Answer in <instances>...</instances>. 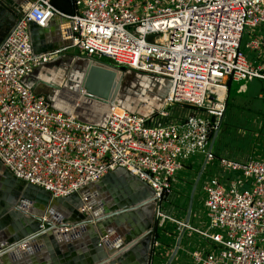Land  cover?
Listing matches in <instances>:
<instances>
[{"label":"built area","instance_id":"2783aa9c","mask_svg":"<svg viewBox=\"0 0 264 264\" xmlns=\"http://www.w3.org/2000/svg\"><path fill=\"white\" fill-rule=\"evenodd\" d=\"M71 3L64 12L51 0H30L0 42V164L51 197L77 193L120 167L146 182L152 189L145 198L152 219L145 264H155L154 256L160 264L176 256L179 262L181 256L189 258L183 264H264V144L263 155L244 160L219 155L227 172L204 178L198 187L205 214L201 227L189 221L195 200L186 218V195L170 198L184 159L196 152L205 161L214 157L207 148L224 110L226 81H264V30L244 42L254 51L252 59L240 50L244 27L264 23V0ZM54 15L69 21L71 61L86 65L107 57L123 65V72H133L142 90L141 80L147 86L167 82L161 103L148 110L122 106L92 119L54 106L55 90L36 91L33 72L66 48L35 51L29 28V21L42 27ZM259 95L264 98V91ZM174 103L187 104L190 111L166 119V107ZM40 220L50 219L42 215ZM64 222L51 221L60 231L69 228ZM184 231L200 241L184 248Z\"/></svg>","mask_w":264,"mask_h":264},{"label":"water","instance_id":"95a60500","mask_svg":"<svg viewBox=\"0 0 264 264\" xmlns=\"http://www.w3.org/2000/svg\"><path fill=\"white\" fill-rule=\"evenodd\" d=\"M30 0H25L21 4H9L7 0H0V27L6 17L9 22L5 29V34L0 39V42L9 32L10 27L18 18L19 14L25 11ZM70 6L72 3L70 0ZM52 18V17H51ZM65 21L67 28L69 27V21L67 18L60 17ZM50 19V18H49ZM6 23V20H5ZM29 28L31 34L32 46L35 42L32 41L33 32L46 30L47 24L43 27L37 26L32 21H29ZM33 31V32H32ZM63 42L57 46H44L40 47L43 51L47 48L63 49L68 46L69 42V30L67 35L63 36ZM54 47V48H53ZM99 64L88 63L89 67H101L109 66L111 68L122 71V69L114 64L98 61ZM120 76V74H119ZM37 82H44L52 86L55 93L58 95V91L54 84H51L41 78L36 77L33 81L32 87ZM158 87L157 93L162 98L167 88V82L163 85L156 84ZM106 88L98 90L95 87L90 86L87 82L83 84L84 93L79 97L77 108H65L54 102V106L63 109L64 111L82 117L92 119L102 118L107 112L101 111V107L111 108V105L115 102L116 93L119 86V77L112 80ZM104 86V87H105ZM60 95L63 98L70 99L72 93H69L68 89H62ZM216 131L210 136L208 143V150L211 149L213 140L215 138ZM205 159H203L196 175L191 184L188 196H187V213L190 210L194 189L199 178V175L204 166ZM121 179V180H120ZM126 180L127 182H123ZM108 182V184H106ZM117 185V188H109L111 184ZM23 192L25 194H37L40 193L38 187L24 183ZM35 190V191H34ZM131 190L136 192V195L132 196ZM152 189L144 181L137 179L134 175L128 173L124 168L120 167L114 170H110L103 174L97 181L90 182L86 186L78 190L77 193L71 194L66 197H54L56 200H67L73 203L74 207L83 206L82 210L73 217L72 220H66L64 223L69 228L63 231H57L50 220H40L39 215L29 214L21 220V223H28L26 227L21 231V227L16 226L15 231L10 233V236L4 233L0 234V264H16L18 259L21 260V256L25 257L34 253V251L43 247L41 243H37V240L43 238L44 245L47 250L50 251L51 247L57 248L60 246L66 249L69 254L77 255L79 260L67 261V258L63 260L54 259L53 263L49 264H136V258L143 255V252L148 243V237L146 235V222L142 225L132 226L134 218L131 216L133 213L139 214L140 211L146 214L147 218H150L151 210L150 206L146 203L145 198L151 195ZM16 194V193H15ZM122 196H126L124 200H120ZM86 207V209H84ZM40 222H43L44 226H40ZM56 222V221H55ZM20 230V231H19ZM48 235L50 239L46 242L45 235ZM179 235L175 239L173 249L167 259V262L173 255L178 243ZM50 243V244H49ZM66 243V244H65ZM141 246V249H138ZM21 247L23 250H19ZM66 247V248H65ZM10 257V263L7 262ZM35 264V263H34Z\"/></svg>","mask_w":264,"mask_h":264},{"label":"rangeland","instance_id":"374dc122","mask_svg":"<svg viewBox=\"0 0 264 264\" xmlns=\"http://www.w3.org/2000/svg\"><path fill=\"white\" fill-rule=\"evenodd\" d=\"M6 20V23H5ZM9 20L7 18L4 19L1 29L6 28L7 23ZM264 30V23L259 24L258 26L251 27V26H245L244 31L242 33L241 42H240V50L242 54L246 58H253L254 57V51L251 49H248L244 46V42L252 37L253 35H260ZM261 32V33H260ZM65 54L60 56L59 58H56L52 62H46L43 66L36 68L33 72V76L38 75L39 71L42 68H47L49 71L48 73H53L54 71H51L50 69L57 67L62 70V76L61 79L63 80L61 84V88L65 89V85L69 84L68 80L70 77H78L83 78V76H86L85 83L87 82L89 85L94 84V82H97V85L95 88L98 90H101L102 88H106L105 85H108L112 80H115L119 77V86L116 93V100L118 101V106H128L136 107L137 104L135 101H132L133 104L130 102H127L128 98H139L138 96L145 95V99L143 100H152L156 101V98L154 97V94H157L155 90V83H151L147 86L148 82L144 83L143 80H141V83L143 85H140L139 78L133 73V72H123V70L120 72L114 70L113 68H108L105 66L101 67H89V65L86 67L85 70H81L84 68L88 63H94L99 64V62H88L86 65V62H82L79 59L70 60L72 57V54H74L75 49L74 48H66L64 50ZM79 73V74H76ZM79 70V71H78ZM51 71V72H50ZM74 72V75H73ZM84 72V73H82ZM82 73V74H81ZM120 74V76H119ZM83 75V76H82ZM78 82V81H77ZM83 83H81V88H83ZM244 82L246 84V89L244 91H240L237 89V91L241 92L240 95L236 98H240L238 100L239 109H237L235 106H233L234 109H229V112H232V125L229 128H223L221 130V135H219L218 139L217 136H215L211 151L215 154V156L212 159L206 160L203 166V169L199 175L197 186L199 187L201 181L204 178H207L209 176H219L220 174L227 172V169L222 168L219 164L218 155H227L229 157H232L237 160H241L242 158H245L247 154H250L248 152L252 151V149L255 148L256 145L261 144V138H258L259 135L264 134V120L263 116H260L261 113H255L252 112V109H256V107L252 106V104H255V102H258L260 108L259 110L255 112H264V100H261L257 96V93L259 92L260 87H262L264 91V81L253 77L251 79H242L239 81L232 80L230 85V94H233L234 87L237 86L239 83ZM75 84V83H74ZM76 87L79 89L80 87L77 86V83L75 84ZM105 86V87H104ZM36 91H41L47 95H50L53 93L54 88L44 82H38ZM153 91V93H151ZM262 91V92H263ZM155 92V93H154ZM57 93V92H56ZM60 92H58V95L55 94V98L59 97L58 100H60ZM246 96V98H245ZM245 99L247 101H245ZM141 100V101H143ZM248 102V103H247ZM244 103V104H243ZM135 104V105H134ZM117 105V104H116ZM167 112L169 113V117L171 116H178L182 115L184 116L187 114L190 109L187 106H184L183 104H171L166 107ZM236 108V109H235ZM251 113V114H250ZM259 128L260 132L257 133L255 136L256 129ZM261 128L263 130L261 131ZM218 147V151H217ZM257 147V146H256ZM260 153V155H263L262 152V146L260 148H257L254 150L256 153ZM204 159V155L201 152H196L189 156L188 160L193 161L192 166H182L181 168L177 169L175 172V182L172 185V193L170 198L179 201L178 195L180 193L185 194L189 193L191 182L193 181L195 174L197 170L199 169L202 161ZM199 162V164H197ZM196 169V170H195ZM203 192L200 190H196L194 192V204L195 207L191 210L192 215L189 218V221L191 223H194L201 227L203 220L205 219V214L202 208V198ZM169 198V199H170ZM187 199H184V203H186ZM164 205L167 204V202H162ZM176 203V202H175ZM161 238H163L162 234L160 235ZM188 241V243H187ZM200 241V238L197 234L184 231L181 239L180 244L184 247H190L192 243ZM161 246L157 248V250H160ZM174 257L169 264H183L184 262H189V258L186 256L184 259L183 256L180 257ZM184 259V260H183ZM153 262L155 264H160V262L157 260V257H153Z\"/></svg>","mask_w":264,"mask_h":264},{"label":"crops","instance_id":"0c3cea01","mask_svg":"<svg viewBox=\"0 0 264 264\" xmlns=\"http://www.w3.org/2000/svg\"><path fill=\"white\" fill-rule=\"evenodd\" d=\"M24 2H25V0H7V3H9V4H21ZM0 15H1V11H0ZM47 26H48V28L46 30H40V31H34V32L32 31L33 35H34L32 38V41L35 42V45H33L32 47L35 51H43L40 48L42 46H44V48H46V46H50V45L51 46H57L61 43L60 40H62V42H63V40H64L63 36L67 35L68 28L65 25V21L62 20L59 16H55V15L52 16V18H50L47 21ZM30 30H31V28H30ZM4 34H5V29L0 28V39L2 38V36ZM47 50H52V47L47 48ZM50 70L54 71V72L52 73L50 71L51 73H48L49 71L47 70V68H42L39 71L37 77L41 78L42 80H45L51 84H54L56 87H59L58 86L59 81H63L61 79L62 70L57 68V67H54ZM74 78H76V77H74ZM73 81H75V80H73ZM230 81H232V80H230ZM239 84H244V82H241ZM239 84H238V86H239ZM238 86H237V89L240 91H244L246 89V84H244L243 89H239ZM75 87H76V85H75ZM226 89H227V83H226ZM59 91H61V90L59 89ZM262 91H263V89H262V87H260L259 92L257 93V96L259 98H261V100H264V98L259 95L262 93ZM225 96H226V91H225ZM225 96H224V98H225ZM245 98H246V96H245ZM239 99L240 98H235V101L238 103ZM62 101L66 102V103L63 102L64 104H66L68 106L70 105L69 99L63 98ZM245 101H247V100L245 99ZM73 103H74V105H72L73 108L74 109L77 108L78 102L76 100H73ZM252 106L256 107V109L251 110L252 112L257 111L260 108L258 102H255V104H252ZM231 109H234V108L231 107ZM237 109H239V107H237ZM255 148L257 149V147H255ZM257 152L258 151H256V153ZM254 153L255 152H252V153H250V155H252ZM188 158L184 159L183 165L190 167V166H192L193 161L188 160ZM197 164H199V162ZM192 182H191V184H192ZM24 183H25L24 181L13 177L0 164V234L4 233L5 235L10 236L11 232L17 230L16 226H18V227L20 226L21 227L20 229L22 231L26 227V225H28V223L25 222L24 224H22L21 220L24 217L28 216L29 214L39 215V218L42 215H44L48 219H51V221H53V222H55V221L59 222V221L72 220L73 217L76 215V213L79 212V210H80L79 206L74 207L73 203H71L67 200H64V199L60 200V201L56 200L54 197L49 196V194L46 191L42 190L41 188H36V189H39L38 191H40V193L25 194L23 192V188H22L25 185ZM106 184H108V182ZM196 190H198L197 183H196L194 192ZM185 195H186V199H187L188 194H185ZM194 197L195 196L193 193L190 209L193 206ZM56 230L60 231L59 229H56ZM44 239L46 240V242L50 241L47 234L45 235ZM37 243H41L43 245V247L34 251V253H32L30 255H26L25 257L21 256V260L18 259V261H16V264H34V263L35 264H49V262L53 263V260L50 259V256H53L54 259H56V261L57 260H63L64 258H67L66 260L69 262H71V261L77 262L79 260V258H77V255L74 256L73 254L67 253L66 249H63L60 246H58L56 249L51 247V250L48 251L47 247L44 245L45 242H44L43 238L38 239ZM18 248H19V250H23V249H21V247H18ZM138 249H141V246H138ZM7 262L10 263V257H8Z\"/></svg>","mask_w":264,"mask_h":264},{"label":"trees","instance_id":"16d2710c","mask_svg":"<svg viewBox=\"0 0 264 264\" xmlns=\"http://www.w3.org/2000/svg\"><path fill=\"white\" fill-rule=\"evenodd\" d=\"M52 4H54L58 9L64 11V12H69L71 10V6H70V0H51ZM102 61L104 62H107V63H111L113 64V62L107 58V57H102L101 58ZM118 67H120L121 69H124V66L123 65H116ZM231 82L230 80H227L226 83H227V89H226V96L224 98V110L222 112V115L220 117V120H219V124H218V128L216 130V135L217 136V139L219 137V135H221V130L225 127V128H229L231 125H232V112H229V109L233 106H235L236 108L239 107L240 105H238V103L235 101V98L238 97L240 95L241 92L237 91V86L234 87V91H233V94L231 93L230 94V85H231ZM184 106H187L189 107L187 104H183ZM190 108V107H189ZM255 113H261L260 116H263V120H264V112H254ZM251 114V113H250ZM170 117H174V118H180L182 117V115H178V116H171ZM169 117V113L168 115L166 116V119L170 118ZM257 131L255 132V136L257 135L258 132H260L259 128L256 129ZM263 130V128H261V131ZM264 131V130H263ZM211 136V135H210ZM258 138H261V144L259 145H256L257 148H260L263 143H264V134L262 135H259ZM255 146V147H256ZM256 148L252 149V151L248 152V153H252L254 152ZM217 151H218V147H217ZM214 154V153H213ZM250 154H247L245 156V158H242L241 160H244L246 159ZM215 156V154H214ZM219 156V155H218Z\"/></svg>","mask_w":264,"mask_h":264},{"label":"bare ground","instance_id":"6f19581e","mask_svg":"<svg viewBox=\"0 0 264 264\" xmlns=\"http://www.w3.org/2000/svg\"><path fill=\"white\" fill-rule=\"evenodd\" d=\"M89 64H87L84 68H82L81 70H85L86 69V67L88 66ZM105 67H108L109 68V66H105ZM111 68V67H110ZM114 69V68H113ZM114 70H116V71H118L117 69H114ZM119 72V71H118ZM85 78H86V76H83V78H78V77H76V78H74V77H71L69 80H68V83L69 84H66L65 85V89H68L69 90V93H72V96L71 95H69L71 98L69 99L70 100V105L68 106V105H66V104H63V102L64 103H66L65 101H63L62 102V100L60 101V100H58L59 99V97H56L55 98V94H54V96H53V99H54V102H56V104H59V105H61V106H63V107H67V108H70L71 109V105H74V103H73V100H76L77 102H79V97L85 92L84 91V88H81V83H83L84 81H85ZM73 80H75V81H73ZM78 81V82H77ZM62 82L63 81H59V83H58V86L59 87H55L56 89H57V91L58 92H61V91H63L62 90V88L60 87L61 86V84H62ZM81 82V83H80ZM97 82L98 81H96V82H94V84H91L90 86H92V87H96V86H98L97 85ZM74 83H77V86H79L80 88L78 89L77 87H75V84ZM155 83V89H154V91L155 90H157L158 88H156V87H158L156 84H157V82H154ZM59 89L61 90V91H59ZM217 91H218V93H221V90L220 89H217ZM151 93H153V91L151 92ZM155 93V92H154ZM154 97L156 98V101H152V100H143V101H141V102H139V106H137V108L138 109H141V110H148V109H150V108H153V107H156V106H158L160 103H161V99H160V95L157 93V94H154ZM60 99H63L61 96H60ZM117 99V98H116ZM115 99V102L111 105V108H104V107H101V111H99V112H108L110 109H112V110H114V111H119V109H120V107H122L123 105H119L118 106V101ZM137 103V102H136ZM117 104V105H116ZM73 107V106H72ZM128 107V106H127ZM133 109H134V107H132ZM96 116V115H95Z\"/></svg>","mask_w":264,"mask_h":264},{"label":"flooded vegetation","instance_id":"af4514ba","mask_svg":"<svg viewBox=\"0 0 264 264\" xmlns=\"http://www.w3.org/2000/svg\"><path fill=\"white\" fill-rule=\"evenodd\" d=\"M6 17H4V19H5ZM75 71V73L77 72L76 70H74ZM79 71V70H78ZM82 73H84V72H82ZM76 74H79V73H76ZM73 75H74V72H73ZM158 90V89H157ZM159 91V90H158ZM156 93H157V91H156ZM139 98L137 99V98H128V100H127V102H130L131 101V103L133 104V102L132 101H135V103L137 104V106H139V102H141V100H143V99H145L144 97H145V95H143V96H138ZM62 99H60V101H61ZM63 102V101H62ZM64 104V103H63ZM135 105V104H134ZM132 108V107H131ZM134 108H136L135 106H134ZM121 180V179H120ZM122 181L123 182H127L126 180H123L122 179ZM109 188H117V185H115V184H111V186L109 187ZM137 192V191H136ZM136 192H134V191H132L131 190V194H132V196L134 195H136ZM126 197V196H125ZM125 197L124 196H122L121 198H118V199H120V200H124L125 199ZM127 198V197H126ZM150 206V205H149ZM150 210H151V206H150V208H149ZM133 218H134V222L132 223V226L134 225V226H136V225H142L143 224V222H146L147 224H146V226H145V229H147V227L149 226V224H150V222H151V219H152V212L150 213V218L148 219L147 218V216H146V214L145 213H143L142 211H140L139 212V214H135V213H133L132 215H131ZM146 258H147V252H146V248H145V250H144V252H143V255H141V256H138L137 258H136V264H145V262H146Z\"/></svg>","mask_w":264,"mask_h":264}]
</instances>
